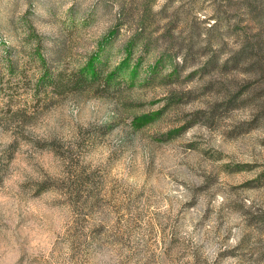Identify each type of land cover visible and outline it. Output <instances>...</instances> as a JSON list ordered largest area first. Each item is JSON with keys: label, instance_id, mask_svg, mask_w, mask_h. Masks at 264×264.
I'll use <instances>...</instances> for the list:
<instances>
[{"label": "rangeland", "instance_id": "rangeland-1", "mask_svg": "<svg viewBox=\"0 0 264 264\" xmlns=\"http://www.w3.org/2000/svg\"><path fill=\"white\" fill-rule=\"evenodd\" d=\"M0 264H264V0H0Z\"/></svg>", "mask_w": 264, "mask_h": 264}, {"label": "trees", "instance_id": "trees-1", "mask_svg": "<svg viewBox=\"0 0 264 264\" xmlns=\"http://www.w3.org/2000/svg\"><path fill=\"white\" fill-rule=\"evenodd\" d=\"M131 47L133 46V41L131 42ZM130 52V48L128 50ZM127 62L119 65L110 73L106 69V64L104 60L99 57L93 58L89 63L85 64L81 69L74 71L67 79H64L61 73L54 75L47 71V66L44 65L42 70V76L40 77V82L45 86H50L52 90H64L66 87H71L75 90L87 89L89 87L95 86L97 88L106 89L110 87L113 81L116 80V75L123 66L129 67V58L126 59ZM136 64H132L134 67V72L136 70Z\"/></svg>", "mask_w": 264, "mask_h": 264}]
</instances>
